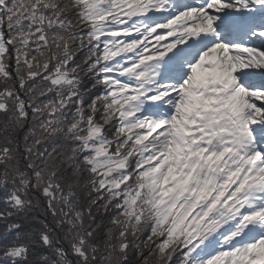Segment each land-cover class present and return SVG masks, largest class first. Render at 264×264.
Instances as JSON below:
<instances>
[{
  "label": "snow or ice",
  "instance_id": "snow-or-ice-1",
  "mask_svg": "<svg viewBox=\"0 0 264 264\" xmlns=\"http://www.w3.org/2000/svg\"><path fill=\"white\" fill-rule=\"evenodd\" d=\"M0 264H264V0H0Z\"/></svg>",
  "mask_w": 264,
  "mask_h": 264
}]
</instances>
